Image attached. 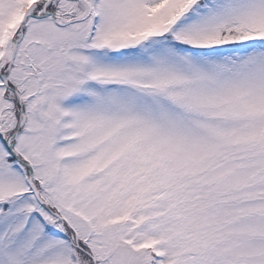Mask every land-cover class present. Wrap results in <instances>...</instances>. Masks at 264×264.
Listing matches in <instances>:
<instances>
[{
	"label": "snow or ice",
	"instance_id": "1",
	"mask_svg": "<svg viewBox=\"0 0 264 264\" xmlns=\"http://www.w3.org/2000/svg\"><path fill=\"white\" fill-rule=\"evenodd\" d=\"M0 264H264V0H0Z\"/></svg>",
	"mask_w": 264,
	"mask_h": 264
}]
</instances>
